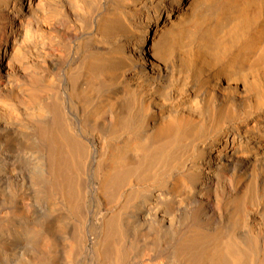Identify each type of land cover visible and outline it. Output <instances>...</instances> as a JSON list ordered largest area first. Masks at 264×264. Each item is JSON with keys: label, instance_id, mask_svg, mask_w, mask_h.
<instances>
[{"label": "bare ground", "instance_id": "bare-ground-1", "mask_svg": "<svg viewBox=\"0 0 264 264\" xmlns=\"http://www.w3.org/2000/svg\"><path fill=\"white\" fill-rule=\"evenodd\" d=\"M0 264H264V0H0Z\"/></svg>", "mask_w": 264, "mask_h": 264}]
</instances>
